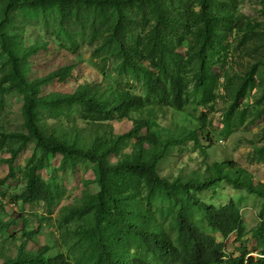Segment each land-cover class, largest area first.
I'll list each match as a JSON object with an SVG mask.
<instances>
[{
	"label": "rangeland",
	"instance_id": "obj_1",
	"mask_svg": "<svg viewBox=\"0 0 264 264\" xmlns=\"http://www.w3.org/2000/svg\"><path fill=\"white\" fill-rule=\"evenodd\" d=\"M213 1L211 9L222 13L225 19L218 25L217 37L213 42L215 49L208 52L209 69L204 76L205 85L201 88L196 85L193 78L198 71L196 65L191 66L186 74L190 80L191 101L185 112L160 105L156 99L150 98L144 80L121 73L117 45L106 44L100 35L92 37L91 31L81 27L72 28L69 33L61 30L56 10L45 14L29 8L15 9L10 12L12 22L6 30L9 34L18 35L25 47H40L39 52L29 59L26 77L30 82L45 80L51 73L65 67L72 69L71 75L64 81L53 80L43 84L40 98L74 94L80 88L90 86L94 88L92 92L99 93L104 101L112 103L117 91L128 90L150 99L144 108L136 109L130 117L149 123L160 138L173 137L175 128L180 129L182 136L185 135L183 129L197 133L200 144L191 140L182 147L169 149L159 164L163 177L171 175L172 180L202 181L209 176L213 165L234 161L248 172L255 186H263L264 46L258 34L240 31L236 26L238 22H264L262 5L259 0H237L235 13L229 17L232 2ZM195 7L196 11H201L197 4ZM176 8L179 9V6L176 5ZM5 9V0H0V19H3ZM173 12L178 14L176 9ZM137 14L142 16L139 12ZM139 32L142 34V29ZM182 33L181 29L179 34ZM189 44L190 40L185 39L177 47L178 55L185 60L191 57ZM7 60L8 57L2 55L0 44V78L6 70L9 71L3 67ZM247 74H252L251 80L246 79ZM246 82L248 85L242 90ZM236 101L237 110L230 117L229 111ZM23 107L22 93L12 92L0 98V136L28 134ZM84 111L83 105H69L61 109L57 105L41 107L38 122L45 134L56 133L68 141L73 134L88 139L96 133L115 139L127 134L133 127L132 121L121 120L117 114L90 117ZM127 142L122 141L117 145L114 154L105 161L108 166L117 165L133 152L136 142ZM82 145L88 147L87 143ZM21 146L20 141L1 143L0 140V224L8 225L0 229V264L16 258L21 245H26L32 255L48 247L45 260L64 256L72 264H97L99 252L85 234L94 227L93 215L76 217L69 222L66 218L73 209H82L90 196L101 192L95 171L97 166L76 159L73 166L58 170L63 157L50 155L38 174L51 188L53 201L49 204H26L21 197L27 188V172L41 159L44 151L35 143L28 144L17 157L14 177L10 178L7 161L12 157L11 151H17ZM122 177H125L124 188L137 195L136 203H144L142 211H146V206L151 204L159 224L170 227L175 203L159 194L149 196L142 182L127 172L115 178L116 184H121L119 179ZM198 196L217 208L234 201L244 219L245 236L241 240L236 234L227 241L223 240L218 232L198 218L203 233L213 235L225 245V251L230 255L247 254L255 259L262 257L258 230L264 222V198L237 190L225 182ZM33 232L36 235L31 236Z\"/></svg>",
	"mask_w": 264,
	"mask_h": 264
},
{
	"label": "trees",
	"instance_id": "obj_2",
	"mask_svg": "<svg viewBox=\"0 0 264 264\" xmlns=\"http://www.w3.org/2000/svg\"><path fill=\"white\" fill-rule=\"evenodd\" d=\"M232 2L229 17L235 13L237 0ZM264 15V0H259ZM6 9L0 19V44L2 55L8 60L3 67L8 68L0 78V98L12 92L24 96L23 115L28 134L13 133L1 135V143L7 140L22 142L17 151H11L10 178L14 177V167L21 151L30 143H35L44 151L41 159L27 172V188L22 202L26 204L50 203L53 193L49 185L38 172L48 162L50 155H61L64 170L73 166L78 159L95 164L97 181L101 192L90 196L82 209H73L68 222L76 217L93 215L94 227L85 232L91 245L98 250L97 264H264V222L259 228V246L262 257L255 259L247 254L230 255L225 245L213 235L202 232L199 219L207 227L214 229L223 240L227 241L236 234L238 239L245 236L244 219L240 208L234 201L217 208L202 201L198 195L210 191L225 182L237 190L264 198V185L255 186L248 172L234 161L217 163L209 170L204 180H172V176L163 177L159 164L172 147H182L191 140L200 144L197 133L183 129H174V136L160 138L158 132L143 120L130 117L136 109L144 108L150 99L133 94L128 90L116 92L113 102L103 100L94 88L85 86L74 94L40 98V87L53 80L64 81L71 75L72 69L65 67L51 73L45 80L30 82L26 77L30 57L39 52L40 47H25L18 35L6 30L11 24L10 12L29 8L33 11L48 13L56 10L59 15L61 30L71 32L72 28L81 27L91 31V36L100 35L104 42L119 47L121 63L119 70L123 74L133 75L144 80L150 98L173 111L185 112L190 104V80L186 74L191 66L197 67L194 73L196 85H205L204 76L209 69V50H214L218 25L225 17L211 9L213 0H5ZM201 8L196 11L195 5ZM179 6V9L176 8ZM178 14L174 13V10ZM137 12L142 14L138 16ZM2 20V21H1ZM153 21V26L152 22ZM139 25L141 27H139ZM240 31L258 34L264 46V22L243 23L236 25ZM67 27L69 29H67ZM178 30L176 31V28ZM142 29V34L139 32ZM183 30L180 35L179 31ZM144 30V34H143ZM190 40L191 57L185 60L178 55L177 47L184 40ZM252 74L246 79L251 80ZM248 83L242 85V90ZM83 105L87 116L117 114L121 120L129 119L132 129L115 139L105 138L103 133L91 135L88 139L73 134L70 141L61 139L56 133L45 134L38 122V110L41 107ZM236 101L229 111L230 117L237 110ZM176 126V125H175ZM77 130V129H76ZM145 133H142V132ZM89 142H86V141ZM122 141H135L133 152L115 166H108L106 160L114 154ZM87 143L88 147H83ZM128 143V142H127ZM125 172L142 182L147 194L165 198L175 203L171 211L170 227L159 224L151 204L142 211L144 203L137 202L138 197L124 188ZM113 186V187H112ZM122 186V187H121ZM175 223V224H173ZM8 226L1 225L2 227ZM36 233H31V236ZM140 246V247H139ZM139 247V248H138ZM48 247L40 249L37 255L27 251L21 245L14 259H7L4 264H72L64 256L45 260ZM257 252V251H256Z\"/></svg>",
	"mask_w": 264,
	"mask_h": 264
}]
</instances>
